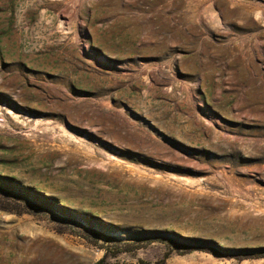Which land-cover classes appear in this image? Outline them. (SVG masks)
<instances>
[{"label": "rangeland", "instance_id": "374dc122", "mask_svg": "<svg viewBox=\"0 0 264 264\" xmlns=\"http://www.w3.org/2000/svg\"><path fill=\"white\" fill-rule=\"evenodd\" d=\"M264 264V0H0V264Z\"/></svg>", "mask_w": 264, "mask_h": 264}, {"label": "trees", "instance_id": "16d2710c", "mask_svg": "<svg viewBox=\"0 0 264 264\" xmlns=\"http://www.w3.org/2000/svg\"><path fill=\"white\" fill-rule=\"evenodd\" d=\"M91 264H104V263H103L102 260H99V261H97V262H95V263H91Z\"/></svg>", "mask_w": 264, "mask_h": 264}]
</instances>
